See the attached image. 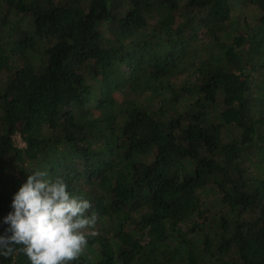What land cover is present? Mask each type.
I'll use <instances>...</instances> for the list:
<instances>
[{
    "label": "trees",
    "instance_id": "16d2710c",
    "mask_svg": "<svg viewBox=\"0 0 264 264\" xmlns=\"http://www.w3.org/2000/svg\"><path fill=\"white\" fill-rule=\"evenodd\" d=\"M37 170L97 215L71 264H264V0H0V235Z\"/></svg>",
    "mask_w": 264,
    "mask_h": 264
},
{
    "label": "clouds",
    "instance_id": "9594fccd",
    "mask_svg": "<svg viewBox=\"0 0 264 264\" xmlns=\"http://www.w3.org/2000/svg\"><path fill=\"white\" fill-rule=\"evenodd\" d=\"M12 208L4 217L6 234L0 235V256L5 258L19 250L30 264H71L98 234L92 203L70 192L62 177L49 178L48 171L28 175Z\"/></svg>",
    "mask_w": 264,
    "mask_h": 264
},
{
    "label": "rangeland",
    "instance_id": "374dc122",
    "mask_svg": "<svg viewBox=\"0 0 264 264\" xmlns=\"http://www.w3.org/2000/svg\"><path fill=\"white\" fill-rule=\"evenodd\" d=\"M129 96V93H126V92H119L117 94V98L119 101H121L123 99V97H128ZM233 126H225V131L224 133H228V134H233L235 131H234V128H232ZM14 138H15V141L18 145H22L23 144V141L21 140V138L19 137L18 134L14 135Z\"/></svg>",
    "mask_w": 264,
    "mask_h": 264
}]
</instances>
